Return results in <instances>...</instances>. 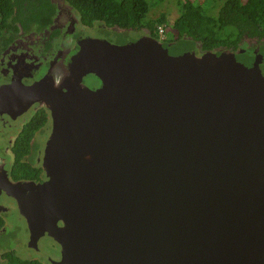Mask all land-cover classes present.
<instances>
[{
    "label": "water",
    "instance_id": "95a60500",
    "mask_svg": "<svg viewBox=\"0 0 264 264\" xmlns=\"http://www.w3.org/2000/svg\"><path fill=\"white\" fill-rule=\"evenodd\" d=\"M35 103L51 113L48 181L19 204L61 246L51 264H264L258 50L86 38L59 83L0 87V111Z\"/></svg>",
    "mask_w": 264,
    "mask_h": 264
},
{
    "label": "flooded vegetation",
    "instance_id": "af4514ba",
    "mask_svg": "<svg viewBox=\"0 0 264 264\" xmlns=\"http://www.w3.org/2000/svg\"><path fill=\"white\" fill-rule=\"evenodd\" d=\"M51 2L56 5L52 24L43 31L20 30L0 53V87L16 83L18 79H23V83L29 85L47 75L52 76L55 82L59 83L68 75L71 59L78 51L80 42L86 38L104 39L106 33L110 36L125 34L124 32L130 36L136 34L140 39L156 38L145 28L120 32L121 29H109L99 24L86 26L63 0H51ZM137 40L139 39L135 41ZM244 42L248 43L245 50L252 52L258 50L264 56V39L258 42L245 36ZM161 43L169 52L174 47L175 41L163 40ZM198 48V51L190 52H195L198 57L208 52L199 46ZM85 82L90 88H95L87 79ZM97 87H100L99 84ZM43 110L48 111L50 120L30 138L26 128ZM17 111H0V264L60 262L61 246L49 237L48 233L32 236L19 204V199L28 197L32 188L48 181L43 159L52 132L51 113L41 103L33 104L20 114ZM14 214L17 215L18 220L16 223H11ZM58 225L63 226L61 222ZM19 227L22 229L25 227L24 238L20 241L15 240L14 245L9 244V231L12 228L18 230ZM45 241H48V252H45L43 246Z\"/></svg>",
    "mask_w": 264,
    "mask_h": 264
},
{
    "label": "trees",
    "instance_id": "16d2710c",
    "mask_svg": "<svg viewBox=\"0 0 264 264\" xmlns=\"http://www.w3.org/2000/svg\"><path fill=\"white\" fill-rule=\"evenodd\" d=\"M86 26L104 25L124 31L148 29L159 39L158 27L168 22L162 14L156 20L148 16L155 1L151 0H63ZM211 16L201 3L181 0L180 14L173 22L175 44L195 41L205 51H241L248 47L245 36L264 39V0H224ZM56 5L51 0H0V53L16 33L43 31L52 24ZM125 34L119 35L127 38ZM106 36H109L107 33ZM168 41V40H166ZM164 41V42H166ZM49 113L40 111L26 130L30 138L49 122ZM25 133H27L25 131Z\"/></svg>",
    "mask_w": 264,
    "mask_h": 264
},
{
    "label": "rangeland",
    "instance_id": "374dc122",
    "mask_svg": "<svg viewBox=\"0 0 264 264\" xmlns=\"http://www.w3.org/2000/svg\"><path fill=\"white\" fill-rule=\"evenodd\" d=\"M155 1V4H153V6L151 7V11L149 13L148 19L149 20H156L158 19L162 14H165L167 16V20L168 22L166 24H164V26H166V32L164 34V38H161V35L159 33L158 30V35L160 36V40L161 41H174L175 40V36H176V32L173 29L172 25L173 22L178 18L179 14H180V6H181V0H153ZM192 1H196L198 3H201V5L204 7V9L206 10V12L208 14H210L211 16H215L216 14H212V12H215L214 8H216L219 4V2H223L224 0H192ZM245 1V0H244ZM150 2L152 3V1L150 0ZM122 35V34H120ZM104 39H107L109 42L113 43V44H125V43H130L135 41L136 39H140V37H138L136 34H132L127 35V38H121L119 35L116 34H112L110 36H106L103 37ZM256 42V41H255ZM198 51V43H196L195 41H189L188 43H185L183 45H181L180 43H177V46H174L173 48H171V50L168 52V54L170 55H179L185 52H190V51ZM155 58L158 61L164 60L167 58L166 54H163L160 58L159 56H157L156 54L154 55ZM17 215H12L11 217V223H16L17 221ZM24 233H25V227H23V229L21 227H19L18 230H15L14 228H12L9 231V235H8V243L9 244H15V240H22L24 238ZM44 249L45 252H48V241H45L44 244ZM51 251L54 252V249L51 248Z\"/></svg>",
    "mask_w": 264,
    "mask_h": 264
},
{
    "label": "built area",
    "instance_id": "2783aa9c",
    "mask_svg": "<svg viewBox=\"0 0 264 264\" xmlns=\"http://www.w3.org/2000/svg\"><path fill=\"white\" fill-rule=\"evenodd\" d=\"M158 30H159V33L161 35V38L163 39L164 38V34L166 32V26L161 25V26L158 27Z\"/></svg>",
    "mask_w": 264,
    "mask_h": 264
}]
</instances>
